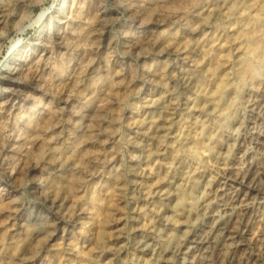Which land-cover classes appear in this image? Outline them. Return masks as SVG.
Segmentation results:
<instances>
[{"label":"clouds","instance_id":"1","mask_svg":"<svg viewBox=\"0 0 264 264\" xmlns=\"http://www.w3.org/2000/svg\"><path fill=\"white\" fill-rule=\"evenodd\" d=\"M0 264H264V0H0Z\"/></svg>","mask_w":264,"mask_h":264}]
</instances>
